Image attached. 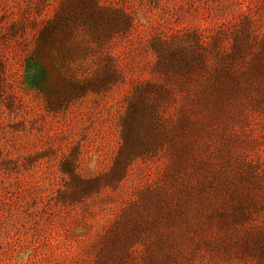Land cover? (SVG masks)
<instances>
[{"label": "rangeland", "instance_id": "374dc122", "mask_svg": "<svg viewBox=\"0 0 264 264\" xmlns=\"http://www.w3.org/2000/svg\"><path fill=\"white\" fill-rule=\"evenodd\" d=\"M0 264H264V0H0Z\"/></svg>", "mask_w": 264, "mask_h": 264}]
</instances>
